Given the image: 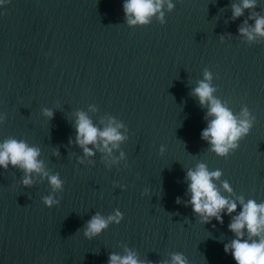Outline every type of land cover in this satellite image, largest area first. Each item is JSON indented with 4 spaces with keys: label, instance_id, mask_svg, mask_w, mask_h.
Returning a JSON list of instances; mask_svg holds the SVG:
<instances>
[{
    "label": "water",
    "instance_id": "obj_1",
    "mask_svg": "<svg viewBox=\"0 0 264 264\" xmlns=\"http://www.w3.org/2000/svg\"><path fill=\"white\" fill-rule=\"evenodd\" d=\"M125 2L0 4V144L39 149L43 172L62 182L54 190L33 172L24 186L22 169L0 168V264H108L128 252L142 264H173L176 254L186 264H236L224 248L237 238L229 225L240 199L264 204V36L239 30L264 17V0L237 18L242 0H164L144 25L128 23ZM202 81L238 121L249 113V132L225 156L202 139L214 118L194 94ZM78 113L123 139L111 152L87 145L86 155ZM200 164L222 173L212 182L237 204L222 222H203L188 204L187 172ZM117 211L120 223L84 235L94 215Z\"/></svg>",
    "mask_w": 264,
    "mask_h": 264
},
{
    "label": "clouds",
    "instance_id": "obj_2",
    "mask_svg": "<svg viewBox=\"0 0 264 264\" xmlns=\"http://www.w3.org/2000/svg\"><path fill=\"white\" fill-rule=\"evenodd\" d=\"M2 3L3 0H0V4ZM163 3L164 0H126L123 8L130 25H144L160 11ZM168 6L169 9L173 7L170 2ZM255 6L256 0H242V6L233 5V18L240 17L244 9L254 8ZM162 17L163 13L161 12L160 18L162 19ZM239 31L241 35L247 36L249 40L254 39L256 35L264 36V17H256L255 26L251 30L241 27ZM210 80L211 74L206 71L205 81ZM213 92L214 89L210 86V83L203 81L194 90V94L199 97L201 105H208V116L214 117L209 122L208 127L202 131V139L208 141L212 145V150L218 155L225 156L228 154L229 149H235L238 146L237 141L249 132L251 123L247 119L249 115L247 109L242 113L245 119L238 121L229 109L213 98ZM45 114L52 115L50 111H46ZM122 139L123 137L119 134L117 128L107 127L101 131L92 124L84 113H78L76 143L83 148L86 155H94L87 145H95L102 141L104 148L108 149L109 143H112L115 147L117 142ZM108 151L111 152V149H108ZM39 155V149L29 147L26 142L9 139L0 144V168L6 170L9 165H12L22 169L25 172L24 186L32 184L31 173L36 172L47 176L54 190L61 188L62 182L57 175L48 176L46 172H43V163L38 160ZM221 174L219 170L209 172L204 164L198 165L196 170L187 172V179L190 181L188 191L191 194L188 204L192 206L196 214L203 217V222H208L209 218H216L222 222L221 213L224 209H227L229 215L237 209L236 202L223 197L212 182L213 179H219ZM222 187L227 192H232L227 182H224ZM44 203L51 207L55 202L52 198L46 197ZM177 203H179V200H177ZM240 203L242 210L229 225V229L235 233L237 238L230 245L226 244L224 251L231 253L236 264H264V204H257L254 200H249L245 204L242 198ZM121 219L123 217L119 211L107 219L97 213L88 221L84 235L91 239L106 229L110 222L118 224ZM244 229L247 230L248 239H243ZM254 237L259 239H253ZM172 259L173 264H186L185 259L180 254L174 255ZM108 264H142V262L134 253L128 252L124 256L115 253L110 254Z\"/></svg>",
    "mask_w": 264,
    "mask_h": 264
}]
</instances>
